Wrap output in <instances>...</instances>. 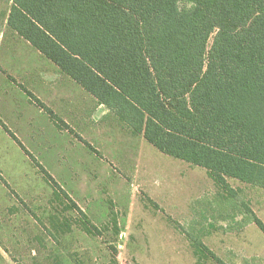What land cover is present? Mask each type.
Returning <instances> with one entry per match:
<instances>
[{
	"label": "rangeland",
	"instance_id": "374dc122",
	"mask_svg": "<svg viewBox=\"0 0 264 264\" xmlns=\"http://www.w3.org/2000/svg\"><path fill=\"white\" fill-rule=\"evenodd\" d=\"M12 3L0 0L1 121L98 231L83 229L66 197L52 202L40 169L0 124V264H199L191 237L228 264H264V233L238 207L264 222V189L228 178L237 196L224 203L205 168L134 135L12 31ZM32 96L71 129H58Z\"/></svg>",
	"mask_w": 264,
	"mask_h": 264
},
{
	"label": "trees",
	"instance_id": "16d2710c",
	"mask_svg": "<svg viewBox=\"0 0 264 264\" xmlns=\"http://www.w3.org/2000/svg\"><path fill=\"white\" fill-rule=\"evenodd\" d=\"M7 24L134 135L205 168L224 203L237 196L228 178L264 189V0H13ZM32 97L58 129H71ZM1 124L40 169L52 202L66 197L83 229L98 231ZM240 206L264 233L263 220ZM191 243L199 264H228L198 237Z\"/></svg>",
	"mask_w": 264,
	"mask_h": 264
},
{
	"label": "crops",
	"instance_id": "0c3cea01",
	"mask_svg": "<svg viewBox=\"0 0 264 264\" xmlns=\"http://www.w3.org/2000/svg\"><path fill=\"white\" fill-rule=\"evenodd\" d=\"M9 12H10V10H9ZM1 122H2V121H1V118H0V124H1ZM1 125H2V124H1Z\"/></svg>",
	"mask_w": 264,
	"mask_h": 264
}]
</instances>
